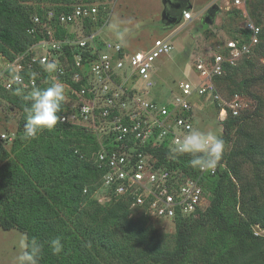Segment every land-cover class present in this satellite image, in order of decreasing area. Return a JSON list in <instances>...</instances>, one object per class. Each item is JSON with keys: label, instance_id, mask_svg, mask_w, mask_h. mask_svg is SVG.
I'll return each instance as SVG.
<instances>
[{"label": "built area", "instance_id": "2783aa9c", "mask_svg": "<svg viewBox=\"0 0 264 264\" xmlns=\"http://www.w3.org/2000/svg\"><path fill=\"white\" fill-rule=\"evenodd\" d=\"M233 4L243 8L245 33L199 60L196 69L201 82H181L171 101L148 96L156 86L151 77L155 64L174 51L173 44L156 39L147 51L128 53L119 42L100 35L101 25L87 31L102 16L90 4H76L60 12L52 7L42 16L35 15L29 32L43 38L11 58L0 53V85L6 90H31L46 84L44 74L51 73L54 81L69 74L71 84L58 80L65 88L60 121L83 128L97 139L99 147L92 156L104 174L95 198L100 203L113 197L127 198L134 210L157 222L197 216L209 207L203 179L216 175L223 163L219 161L214 170H198L196 177H190L157 165L156 157L145 148L169 142L173 149L177 139L195 130L194 95L211 100L219 111V122L229 114L238 117L244 110L241 96L227 99L215 80L253 55L263 28L248 16L246 0H233ZM192 19L190 11L183 13L182 21ZM137 78L145 83L143 91L131 86ZM15 137L14 132L0 135L9 143ZM255 235L264 237V229L256 230Z\"/></svg>", "mask_w": 264, "mask_h": 264}, {"label": "trees", "instance_id": "16d2710c", "mask_svg": "<svg viewBox=\"0 0 264 264\" xmlns=\"http://www.w3.org/2000/svg\"><path fill=\"white\" fill-rule=\"evenodd\" d=\"M30 2L44 6L31 12L24 5ZM71 2L73 0H0V53L11 58L40 41L43 38L41 34L29 32L33 27V17L42 16L52 7L57 12L68 11L71 7L61 4ZM256 14L260 15V12L256 11ZM100 25L101 21L93 27L90 25L87 31ZM244 33L240 29L233 38ZM263 46L264 29L253 55L228 68L223 77L215 80L223 95L222 83L241 65L249 64ZM71 54L67 52L72 63ZM44 75L46 84L39 88H46L54 81L51 73ZM58 80L71 84L69 74L55 81ZM246 84L243 82L241 88L246 89ZM29 91L18 87L6 90L0 85L1 101L5 99L21 112V123L15 139L10 143V151L3 145V142H9L0 138V161L6 162L0 168V200L10 211L30 222L26 241L30 243L34 238L43 246L39 264H113L112 261L117 259L122 264H194L196 252L202 249L200 237L203 234L222 236V247L215 264H234L241 247H246L249 242L257 244L264 241V237L255 235V227L264 229V211L244 215L246 212L242 208L244 213L239 215L232 181V173H235L232 160L236 156H249L255 146L249 144L236 154L226 152L233 129L250 117L245 108L238 117L229 114L223 122L218 121L222 126L219 137L223 139L225 149L220 160L223 166L218 173L203 179L209 207L197 216L177 218L172 222L177 228V240L171 250L163 247L157 232L151 227L155 220L144 212L138 213L137 220L129 217L133 208L127 198L113 197L106 203H100L95 198L94 193L104 172L97 167L92 156L99 147L94 135L60 121L53 130L45 128L35 138L21 139L26 110L31 107V102L25 101L23 96ZM241 92V89L232 90L227 95L232 97ZM63 112L64 101L58 115L61 117ZM145 150L156 157L157 165L182 171L190 177L198 175V169L189 166L191 155L170 156L172 147L169 142H163L156 148L147 146ZM85 189L87 193H84ZM0 226L6 231L14 228L4 221L0 222ZM118 233H122L120 240L114 237ZM56 237H61L64 245L59 255H53L48 247V241Z\"/></svg>", "mask_w": 264, "mask_h": 264}, {"label": "rangeland", "instance_id": "374dc122", "mask_svg": "<svg viewBox=\"0 0 264 264\" xmlns=\"http://www.w3.org/2000/svg\"><path fill=\"white\" fill-rule=\"evenodd\" d=\"M189 3L193 19L182 21L178 25L172 24L164 16L163 0H73L70 4L61 5L96 6L102 15L100 35L105 40L119 42L109 30V23L114 19L127 22L121 24V28L130 29L126 37L127 42L122 45L131 54L147 51L156 39L169 40L174 46V51L157 60L151 73L156 86L151 90L148 98L171 101L181 82H190L193 85L201 82L200 74L196 69L199 60L212 55L219 49L218 47H223L245 24L243 8L235 7L233 0H190ZM24 5L31 12L44 6L35 2ZM213 5L220 8L215 23L212 26L204 25L203 17L207 9ZM246 10L248 16L264 29V0H246ZM256 11L260 12V15H257ZM229 77L222 83L225 97L230 99L231 97L227 95L230 91L241 89L242 92L238 95L241 96L243 107L250 117L233 129L226 152L236 154L238 151L245 150L249 144L255 146V150L249 156H236L231 162L235 171L232 173V181L238 199L237 213L243 215L242 213L246 212L247 214L244 213V215H250V213L264 211V46L249 64L241 65ZM243 82H247L246 89L241 88ZM131 86L143 91L145 83L137 78ZM243 91L246 92L243 93ZM191 101L194 104L195 129L211 128L220 136L222 126L218 123V113L211 100L194 95ZM20 123L21 112L5 99L2 100L0 102V135L16 133ZM3 145L7 151H10V143L3 142ZM5 163L0 161V168H3ZM229 206L232 205L229 204ZM138 213V210L133 209L129 217L137 220ZM1 221L12 224L14 228L6 231L0 226V264H16V257L22 251L19 246L20 241L23 239L27 243L26 231L30 227V222L10 211L0 200ZM151 227L157 232L163 247L174 249L177 240L175 224L161 220L159 223L153 221ZM256 230L258 229L255 227ZM121 236L122 233H118L114 237L120 240ZM221 238L220 234L210 236L203 234L200 237L202 249L196 252L194 264H215L217 254L222 247ZM112 263L122 264L118 259ZM234 264H264V241H259L257 244L249 242L246 247H241L236 254Z\"/></svg>", "mask_w": 264, "mask_h": 264}, {"label": "clouds", "instance_id": "9594fccd", "mask_svg": "<svg viewBox=\"0 0 264 264\" xmlns=\"http://www.w3.org/2000/svg\"><path fill=\"white\" fill-rule=\"evenodd\" d=\"M122 23H127L119 19H114L109 23L108 28L113 33L115 39L120 44H125L126 37L130 29L121 28ZM20 80L17 75L15 77ZM64 85L59 81H53L46 88L34 87L23 96L25 101L31 102V107L26 110V122L22 133V140H30L37 136L42 129L53 130L60 122L62 102L65 99ZM225 144L214 130L195 129L188 132L182 138L175 141V147L170 156L188 154L192 156L189 166L200 171L214 170L222 158ZM20 254L16 257V264H39L42 245L32 239L30 243L20 241ZM48 247L53 255H59L63 252L64 245L61 237H56L48 241Z\"/></svg>", "mask_w": 264, "mask_h": 264}, {"label": "water", "instance_id": "95a60500", "mask_svg": "<svg viewBox=\"0 0 264 264\" xmlns=\"http://www.w3.org/2000/svg\"><path fill=\"white\" fill-rule=\"evenodd\" d=\"M165 3V14L164 16L167 17L168 20L172 22L174 25H178L182 22L183 13L185 11L190 10V0H163ZM173 1L178 2L177 12L174 13L171 9V3ZM219 6L213 5L209 8L207 13L203 17V24L212 26L215 23L217 14L219 13Z\"/></svg>", "mask_w": 264, "mask_h": 264}, {"label": "flooded vegetation", "instance_id": "af4514ba", "mask_svg": "<svg viewBox=\"0 0 264 264\" xmlns=\"http://www.w3.org/2000/svg\"><path fill=\"white\" fill-rule=\"evenodd\" d=\"M171 7H172V11L174 12V13H176L177 12V7H178V2L177 1H173L172 3H171ZM209 9H207V11H208ZM207 11H206V13H207Z\"/></svg>", "mask_w": 264, "mask_h": 264}]
</instances>
